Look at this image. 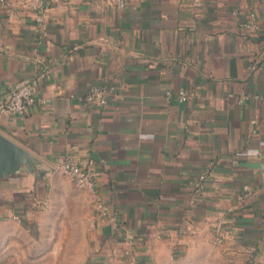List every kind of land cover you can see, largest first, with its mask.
Instances as JSON below:
<instances>
[{
  "label": "crops",
  "instance_id": "obj_1",
  "mask_svg": "<svg viewBox=\"0 0 264 264\" xmlns=\"http://www.w3.org/2000/svg\"><path fill=\"white\" fill-rule=\"evenodd\" d=\"M24 1L0 0V95L29 83L47 102L0 114V133L46 174L0 181V226L68 204L90 219V264H264V0H56L42 21ZM95 84L114 87L105 108L85 100ZM69 157L90 162L108 216L54 169Z\"/></svg>",
  "mask_w": 264,
  "mask_h": 264
},
{
  "label": "rangeland",
  "instance_id": "obj_2",
  "mask_svg": "<svg viewBox=\"0 0 264 264\" xmlns=\"http://www.w3.org/2000/svg\"><path fill=\"white\" fill-rule=\"evenodd\" d=\"M60 206L56 214L61 219H33L26 226L17 220L2 224L0 264H90V219H68L69 205ZM213 260L189 258L161 264H237L226 256Z\"/></svg>",
  "mask_w": 264,
  "mask_h": 264
},
{
  "label": "built area",
  "instance_id": "obj_3",
  "mask_svg": "<svg viewBox=\"0 0 264 264\" xmlns=\"http://www.w3.org/2000/svg\"><path fill=\"white\" fill-rule=\"evenodd\" d=\"M55 1L56 0H25L24 4L28 9L35 12L38 21H42L44 15L54 7ZM60 1L66 3V5H70L73 0ZM105 1L114 3V5H116V7H118L119 9H125L128 5L129 0ZM242 27L249 34L258 33L260 24L257 16L254 13H248L246 21L243 23ZM113 92L114 87H110L106 84H95L90 88V91L85 97V100L91 105L105 108L108 105L112 95L111 93ZM179 97L182 101L187 100L185 91H180ZM46 102V100L36 97L32 84H21L10 93L2 96L0 95V114L8 116H24L33 106L44 104ZM53 166L54 169L66 174L78 189L90 193L94 212L102 216H108L110 208L98 190L96 173L88 160L69 157L63 160L56 161ZM209 172L210 169H208L205 174L201 175L200 181H203ZM197 186L198 191L201 192L202 184L198 183ZM16 220L20 222L19 219L16 218ZM212 227L215 243L218 245L224 244L229 236V231L226 230L221 222L214 223ZM134 242L135 238L133 235H126L124 244L128 246L129 249L125 248L122 251L123 257H127L131 254L130 247L132 248Z\"/></svg>",
  "mask_w": 264,
  "mask_h": 264
},
{
  "label": "water",
  "instance_id": "obj_4",
  "mask_svg": "<svg viewBox=\"0 0 264 264\" xmlns=\"http://www.w3.org/2000/svg\"><path fill=\"white\" fill-rule=\"evenodd\" d=\"M40 162L18 144L0 133V181L11 179L23 170L45 175L39 171Z\"/></svg>",
  "mask_w": 264,
  "mask_h": 264
}]
</instances>
